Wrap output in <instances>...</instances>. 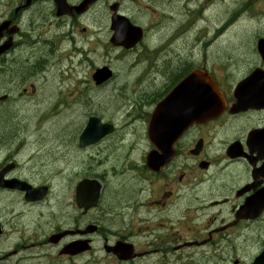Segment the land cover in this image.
Instances as JSON below:
<instances>
[{"label":"flooded vegetation","instance_id":"obj_1","mask_svg":"<svg viewBox=\"0 0 264 264\" xmlns=\"http://www.w3.org/2000/svg\"><path fill=\"white\" fill-rule=\"evenodd\" d=\"M28 1H6L7 15L3 20L7 21L3 23L9 22V25L2 32L0 44L5 43L9 37H12L13 43L0 56V71H5L8 65L16 64V51L23 43L17 39L18 36L27 37L32 43L43 41L48 44L51 38L54 45H61L65 40L66 44H73L75 47H78V40L99 45L106 40L108 32L111 39L112 3L116 4L117 13L126 16L141 33V38L131 49L115 48L130 56L134 55L133 58L139 54L144 55L143 59L146 61L150 58V66L137 61L132 68L134 73L126 77L133 79L142 73L137 85L133 87L134 93H138L135 102L141 100L142 105H151L153 108L166 97L168 87L178 80L176 77L184 70L185 73L188 71V67L183 66L171 82L163 83L165 90L155 92L153 96L149 94L153 93L159 82L155 87L143 84L151 72L159 73L154 79L159 78L162 73L161 69L157 70L163 65L157 64L154 67V57L159 56V63L164 62L166 57V52L160 53L166 49L162 45L165 42L163 36L158 34L162 26L157 28L161 23L158 20L166 14V0H96L82 13L75 7L84 0H66L70 13L64 15H58L55 0ZM142 5H145L144 9L140 7ZM139 7L141 11H138ZM28 12L29 18L25 17ZM150 19L152 20L149 21ZM162 22L166 26V17ZM18 53L20 54L19 51ZM164 75L166 76V71ZM33 88L34 85L31 86ZM143 89L148 91L147 96H140ZM1 97L0 103H6L10 96L7 95L4 101H1ZM232 99V96L227 97V103L229 100L231 103ZM229 110L227 107L218 118L190 126L174 144V158L160 170H151L144 154L141 164L130 166L134 182L132 187L124 189L122 196L117 198L102 196L97 206L88 210L79 207L75 194L69 197L66 206L62 200L64 195L52 202L63 207L58 212L52 206L49 208V204L26 201L25 192L16 188L0 187V198L2 195L21 196L26 203L35 204L44 229L36 224L34 228L45 232L50 226L46 238L35 245L41 249L45 248V244L51 245L56 250V258L66 264H219L216 254L219 250L227 254L221 260L224 264L227 261L233 264H253L252 260L258 254L251 261L242 263L238 256H233L231 250L235 233L241 235L251 221H254L251 224L253 229L256 220L260 218L242 217L238 210L247 202L264 205V141L249 139L253 130L264 128V108H250L235 114ZM149 119L150 114L147 121ZM223 121L230 125L223 126ZM219 131L223 136L227 134L221 155L218 154L220 143L213 137ZM235 142L241 143L242 155L237 158L230 157L228 153ZM19 147L18 145L17 148ZM148 147L150 150L151 145ZM252 149L254 152H251ZM10 164H14V169L6 174V179H22L34 186L48 183H37L32 176H26L21 170L22 162L19 157L8 153L0 158V171L9 168ZM72 187L74 189L73 184ZM15 215H22L17 217L22 218L25 213L17 210ZM261 215L264 219V211ZM168 219L171 221L170 225L163 222ZM19 220L14 219L5 224L10 227ZM5 224L0 220V238L7 233ZM15 229L17 230L9 232L21 235L19 225ZM53 235L57 241L51 244L49 239ZM82 241H88L91 247L77 252L76 250L85 246ZM67 248L71 253L66 255L63 252ZM263 249L264 243L260 253ZM41 257L47 256L39 253L32 259L39 261ZM2 259L4 258H0V264ZM53 262L51 260L50 264Z\"/></svg>","mask_w":264,"mask_h":264},{"label":"rangeland","instance_id":"obj_2","mask_svg":"<svg viewBox=\"0 0 264 264\" xmlns=\"http://www.w3.org/2000/svg\"><path fill=\"white\" fill-rule=\"evenodd\" d=\"M212 5L214 9L211 13L208 11V15H204L203 10ZM140 7L144 9L145 5ZM140 7L138 11H141ZM0 11L6 12L3 1ZM157 12L160 13L159 10ZM170 14L175 19L170 18ZM148 17L151 15L148 14ZM163 17L158 20L161 23L157 28L162 26L158 34L163 36L165 42L162 45L166 49L160 53L166 52V60L159 63V56L154 57V67L157 64L163 66L157 70L162 71L159 78L154 79L159 76L158 72H151L143 83L155 87L159 82L149 95L163 92V83L171 82L183 66L191 68L202 65L210 71L214 70L218 76L228 79V85L233 87L254 67L264 68L257 51L258 38L264 37V0H166V14ZM165 17L166 26L162 22ZM107 26L109 29V21ZM187 30L190 32L187 33ZM17 39L23 43L18 48L20 54L16 51V64L0 71V96H10L6 103H0V158H4L7 153L18 156L22 162L21 170L26 176H32L37 183L51 182L52 193L41 203H49L56 212L63 207L53 204L54 199L60 198L63 193L62 200L68 204L69 197L74 195L72 184L76 181L72 183L68 176L72 174L73 177H79L82 171L86 174L91 171L93 177L96 173L103 174L106 169L111 176L105 195L109 198L122 196L123 190L130 189L134 184L130 179V166L141 164L148 149L144 113L152 109L151 105H142L141 100L135 102L138 93H134L133 87L142 73L134 74L133 79L126 77L134 73L132 68L137 61L150 66V58L146 61L141 54L133 58L127 52L115 49L109 42V32L106 40L99 45L78 40V47L66 44L65 40L61 45H54L51 38L50 44L43 41L32 43L23 36ZM189 58L193 59L186 61ZM103 65L112 66L117 77L97 86L92 74L96 67ZM170 70L178 72L172 76L168 73ZM32 85L36 88L35 92H32ZM144 94L148 95L146 89L142 90L140 96ZM130 114L132 116L129 117ZM93 115L104 122L114 123L118 132L97 146L81 150L78 141L74 142L75 137L78 140L80 130L83 131L84 125ZM222 123L223 126L230 125L227 121ZM217 141L220 143L218 154L221 155L227 134ZM121 153L124 155L122 158L113 160ZM77 171L79 173L74 174ZM108 178L105 173V180L108 181ZM115 180L129 181L131 187L125 181ZM121 183L124 187L122 192L117 193ZM32 206L21 196H1L0 220L4 224L14 219L24 221L19 220L10 227L5 224L7 233L0 238V258H4L2 264H50L51 260L53 264H66L56 258V250L51 245L45 244L43 249L35 245L46 238L50 226L45 232L34 228L36 224L44 229L39 223L37 208L30 211ZM17 210L23 211L24 217H15ZM163 222L171 223L169 219ZM18 225L21 235L11 234L9 231L17 230L15 227ZM246 232L234 236L235 243L231 250L233 256H238L242 263L251 261L262 250L264 222L261 221L253 229L247 228ZM39 253L47 257H41L39 261L32 259ZM216 254L219 264H224L221 260L227 254L221 251ZM25 257L28 260H24ZM227 264L233 262L227 261Z\"/></svg>","mask_w":264,"mask_h":264},{"label":"water","instance_id":"obj_3","mask_svg":"<svg viewBox=\"0 0 264 264\" xmlns=\"http://www.w3.org/2000/svg\"><path fill=\"white\" fill-rule=\"evenodd\" d=\"M92 1V0H89ZM88 2V1H87ZM116 10V7H113ZM113 29L116 31L113 38L115 44L127 45L125 41L124 30L121 29L120 23L117 18L113 19ZM259 50L264 56V40L259 43ZM200 72L192 74V77L186 80L175 92H173L164 102H162L156 112L155 118L152 121L150 129V137L155 146L162 152L159 154L154 152L151 155L150 167L158 169L165 159H170L172 156L169 154L168 146H172V141L167 138V133L172 130H182L190 123L188 121L201 120L203 117H212L220 113L222 108L221 99L217 94L218 88L213 81L209 79L206 74H203V80L194 83L196 75L198 77ZM112 73L107 67L98 69L94 74L98 83H101L108 79ZM192 82V84H190ZM194 86V90H189V86ZM237 102L234 105L233 111L236 110V106L241 107L248 105L250 102H256L255 98L250 99L249 96L253 92L259 95H264V73L256 72L251 77L239 83L236 87ZM197 95L198 103L195 107H191L189 100L190 96ZM178 101V105L176 104ZM179 119L177 122L176 120ZM113 131V128L109 124H100L99 119H91L88 126L85 128L83 135L81 136V144L87 145L97 142L101 137L107 133ZM166 160V161H167ZM44 191H35L30 194L33 199H38L44 196ZM83 188H78V197H83ZM258 213V212H256ZM255 216V214H253ZM1 233V230H0ZM264 263V252L256 260V264Z\"/></svg>","mask_w":264,"mask_h":264},{"label":"trees","instance_id":"obj_4","mask_svg":"<svg viewBox=\"0 0 264 264\" xmlns=\"http://www.w3.org/2000/svg\"><path fill=\"white\" fill-rule=\"evenodd\" d=\"M182 68H183V67H182ZM182 68H181V69H179L178 71H181V70H182ZM178 71H177V72H178ZM177 72H175V71L173 72L172 70H170L168 73H170V75H172V76H173V75H174V74H176ZM170 75H169L168 77H170ZM166 78H167V77H166Z\"/></svg>","mask_w":264,"mask_h":264},{"label":"bare ground","instance_id":"obj_5","mask_svg":"<svg viewBox=\"0 0 264 264\" xmlns=\"http://www.w3.org/2000/svg\"><path fill=\"white\" fill-rule=\"evenodd\" d=\"M209 21V20H208ZM36 49V48H35Z\"/></svg>","mask_w":264,"mask_h":264}]
</instances>
